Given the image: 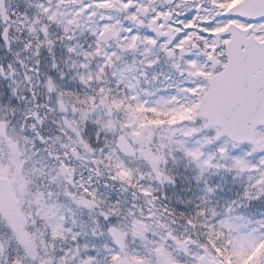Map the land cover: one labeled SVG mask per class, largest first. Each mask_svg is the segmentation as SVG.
Instances as JSON below:
<instances>
[{"label":"snow or ice","instance_id":"snow-or-ice-1","mask_svg":"<svg viewBox=\"0 0 264 264\" xmlns=\"http://www.w3.org/2000/svg\"><path fill=\"white\" fill-rule=\"evenodd\" d=\"M0 264H264V0H0Z\"/></svg>","mask_w":264,"mask_h":264}]
</instances>
